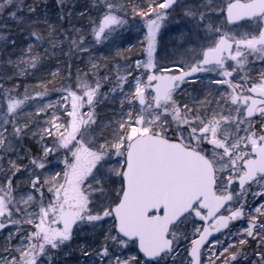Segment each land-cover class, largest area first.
Returning <instances> with one entry per match:
<instances>
[{
  "label": "snow or ice",
  "instance_id": "1",
  "mask_svg": "<svg viewBox=\"0 0 264 264\" xmlns=\"http://www.w3.org/2000/svg\"><path fill=\"white\" fill-rule=\"evenodd\" d=\"M0 264H264V0H0Z\"/></svg>",
  "mask_w": 264,
  "mask_h": 264
},
{
  "label": "rangeland",
  "instance_id": "2",
  "mask_svg": "<svg viewBox=\"0 0 264 264\" xmlns=\"http://www.w3.org/2000/svg\"><path fill=\"white\" fill-rule=\"evenodd\" d=\"M117 2H123V3H128V0H117ZM125 44H124V46L125 47H127V45L129 44V43H131V44H133V45H135L136 44V39H135V37H134V34H126L125 35V42H124ZM121 63H123V62H121ZM257 69H258V67H257ZM21 91H23V87H21V89H20ZM106 90V89H105ZM105 106V110L104 111H102V110H100L99 109V111L101 112V114L103 115V116H105V117H111L112 116V105H104ZM2 235H4V236H6L7 235V233H3Z\"/></svg>",
  "mask_w": 264,
  "mask_h": 264
},
{
  "label": "trees",
  "instance_id": "3",
  "mask_svg": "<svg viewBox=\"0 0 264 264\" xmlns=\"http://www.w3.org/2000/svg\"><path fill=\"white\" fill-rule=\"evenodd\" d=\"M80 2L83 3L84 0H80ZM85 23H86V21H85ZM124 44H125V43H124ZM32 82H34V81H32V80L25 81V83H32ZM100 110L104 111V110H105V106H102V107L100 108ZM27 146H28V145H27V143H26V144H25V147H27Z\"/></svg>",
  "mask_w": 264,
  "mask_h": 264
},
{
  "label": "flooded vegetation",
  "instance_id": "4",
  "mask_svg": "<svg viewBox=\"0 0 264 264\" xmlns=\"http://www.w3.org/2000/svg\"><path fill=\"white\" fill-rule=\"evenodd\" d=\"M257 67L259 68V65H257Z\"/></svg>",
  "mask_w": 264,
  "mask_h": 264
}]
</instances>
